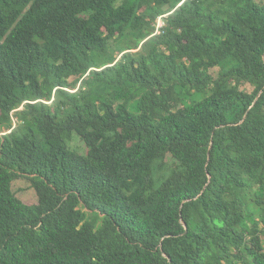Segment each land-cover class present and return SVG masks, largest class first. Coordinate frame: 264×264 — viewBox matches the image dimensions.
Segmentation results:
<instances>
[{"label": "trees", "instance_id": "trees-1", "mask_svg": "<svg viewBox=\"0 0 264 264\" xmlns=\"http://www.w3.org/2000/svg\"><path fill=\"white\" fill-rule=\"evenodd\" d=\"M0 132V264H264V0H0Z\"/></svg>", "mask_w": 264, "mask_h": 264}, {"label": "rangeland", "instance_id": "rangeland-1", "mask_svg": "<svg viewBox=\"0 0 264 264\" xmlns=\"http://www.w3.org/2000/svg\"><path fill=\"white\" fill-rule=\"evenodd\" d=\"M159 21H158V24H159ZM161 23H163L162 20H161ZM2 133L3 132H0V135ZM70 145L77 152H81V153L86 152V146L77 134H75V137L71 141ZM13 189L15 193L26 203L32 204V203H35L38 199L37 193L34 187L32 186L30 180L27 178L22 177V178L17 179L13 184Z\"/></svg>", "mask_w": 264, "mask_h": 264}, {"label": "clouds", "instance_id": "clouds-1", "mask_svg": "<svg viewBox=\"0 0 264 264\" xmlns=\"http://www.w3.org/2000/svg\"><path fill=\"white\" fill-rule=\"evenodd\" d=\"M164 24V22L163 23H161V20L159 21V24H158V29L160 28V26H162ZM3 134V133H2Z\"/></svg>", "mask_w": 264, "mask_h": 264}]
</instances>
